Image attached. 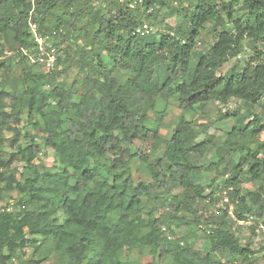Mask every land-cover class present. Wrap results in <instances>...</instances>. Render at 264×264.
I'll return each mask as SVG.
<instances>
[{"label":"trees","instance_id":"1","mask_svg":"<svg viewBox=\"0 0 264 264\" xmlns=\"http://www.w3.org/2000/svg\"><path fill=\"white\" fill-rule=\"evenodd\" d=\"M169 4H181L179 24L135 33L150 8ZM29 19L57 48L49 70L22 51L33 46ZM206 24L213 43L195 51ZM245 37L255 56L223 77ZM0 46L13 50L0 59V264L253 262L257 252L242 242L238 221L264 224V119L219 113L217 121H232L224 139L183 115L163 139L165 110L154 129L146 121L159 99L174 95L182 112L231 99L264 103V0H143L134 8L120 0H35L34 7L0 0ZM114 69L130 75L120 82ZM149 137L151 156L133 148ZM44 148L60 169L36 163ZM135 159L147 179L134 180ZM204 171L215 176L205 182ZM142 248L147 263L129 257ZM259 252L264 258V244Z\"/></svg>","mask_w":264,"mask_h":264},{"label":"rangeland","instance_id":"2","mask_svg":"<svg viewBox=\"0 0 264 264\" xmlns=\"http://www.w3.org/2000/svg\"><path fill=\"white\" fill-rule=\"evenodd\" d=\"M175 1V0H174ZM186 5V3L184 4ZM175 6V7H173ZM180 5H167L165 7H154V9L150 8L148 12H151V16L148 20H146V24H150L153 26L154 30H165L169 27H175L179 24L183 17L179 13ZM219 30L221 28H218ZM214 33L212 30L211 24H206L204 28H202L199 34L195 38V51L199 50L201 52H205L209 49L210 45L213 43ZM6 45V44H5ZM65 44H63V49L65 48ZM5 47H8L6 45ZM1 48V46H0ZM255 54L251 50L249 45V38L245 37L242 40L240 53L233 59H230L219 72L220 75L227 78L230 76V72L233 70L239 71L242 66L249 61ZM193 63L195 61L194 56H192ZM68 64V61L64 62L61 66L62 68ZM113 73L116 75L120 82H123L126 78L129 77V71H121V70H113ZM17 75V71L15 72ZM75 77L73 69L69 73L67 77V81L70 83ZM3 73L0 72V80L3 79ZM236 109L239 110L241 114H246L247 112L256 113L264 119V103L256 104L251 106L249 104L243 103L240 100L231 99L227 104H220L209 102L204 106L196 107L193 112H182L181 108L178 106L176 95L171 97L168 101H163L159 99L153 110L149 112L148 119L146 121V125L149 129H154L156 127V113L159 111L165 110L168 112L167 115L162 118V125H158V133L163 139H167L170 135L171 129L178 122L181 115H183L186 119L192 120L195 127H198L199 124H211L209 127V133L213 134L217 139H224L226 137L227 132L231 128L232 121L227 119L224 121H217V116L219 113L223 114H231ZM25 115L22 116L24 118ZM2 136L4 139L10 138L12 136V132L3 131ZM204 135L200 136L198 140H201ZM260 138H264V133L260 134ZM216 139V140H217ZM153 140L151 137L146 140H137L133 146L134 149H139L145 153V155L151 156V144ZM253 146V144L251 145ZM163 144H160L157 148V152H161L163 150ZM8 149V147H5ZM10 150V149H9ZM155 152V153H157ZM211 152H209L206 158L211 157ZM195 164H200V158L195 155L190 159ZM40 167L52 168V169H60V164L56 157L54 151L49 148H44L42 152L38 156V160L36 161ZM132 170L133 177L135 181L143 180L148 178V174L146 172L145 166L138 159L133 160L132 162ZM204 177L203 180L208 182L215 175L214 172H203ZM221 180V179H220ZM243 187L245 188H255V186L246 180L243 182ZM12 196H16L15 193H12ZM214 208L215 206H211ZM209 207V208H211ZM261 218H253L248 223L243 224V226L239 230V234L241 236L242 242L250 243L251 248L256 251L254 260L251 264H264V258L262 257V253L259 252L261 245L264 244V224L261 222ZM26 257L30 255L31 250H26ZM129 257L133 260L139 261L141 263H147L152 259L151 255L147 248L135 249L129 253ZM49 264H56V261L51 258L49 260Z\"/></svg>","mask_w":264,"mask_h":264},{"label":"built area","instance_id":"3","mask_svg":"<svg viewBox=\"0 0 264 264\" xmlns=\"http://www.w3.org/2000/svg\"><path fill=\"white\" fill-rule=\"evenodd\" d=\"M125 2L128 7L134 8L136 5L143 2V0H120ZM34 7L35 0H31ZM29 30L33 36V46L30 48H22V51L27 54L31 62L38 64L43 70H49L54 67L58 52L53 39L48 34L43 35L39 32L36 22L29 19L28 21ZM154 31L153 26L144 24L141 27L135 29V33L140 34H150ZM13 53V50L9 48H3L0 50V59L7 58ZM224 194V193H223ZM223 201L227 202L228 198L226 195L222 197ZM21 207H24L23 205ZM13 208L12 204L6 206V210H11ZM2 210V208H1ZM211 212L218 213L219 210L214 207ZM231 213V209L229 211ZM238 223L246 224L243 221H238ZM264 231V228L262 229Z\"/></svg>","mask_w":264,"mask_h":264}]
</instances>
